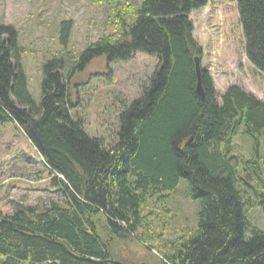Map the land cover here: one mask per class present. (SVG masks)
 Returning <instances> with one entry per match:
<instances>
[{
	"label": "trees",
	"instance_id": "obj_1",
	"mask_svg": "<svg viewBox=\"0 0 264 264\" xmlns=\"http://www.w3.org/2000/svg\"><path fill=\"white\" fill-rule=\"evenodd\" d=\"M237 1L246 57L264 72V0ZM208 2L118 0L116 31L75 59V71L137 53L158 61L140 97L119 115L110 144L90 136L73 114L78 72H64L63 59L45 66L34 98L26 50L15 28L0 23V129L13 122L22 130L62 199L0 211V264H123L113 260V242L133 237L157 251L161 264H264V230L248 218L255 206L264 211V102L238 86L219 95L203 67L204 97L197 93L195 60L202 65L203 48L191 14ZM72 28L71 20L61 23L63 51ZM241 135L253 141L247 158L236 153ZM181 180L188 199L199 202L197 224L161 243L145 210L167 203Z\"/></svg>",
	"mask_w": 264,
	"mask_h": 264
},
{
	"label": "rangeland",
	"instance_id": "obj_2",
	"mask_svg": "<svg viewBox=\"0 0 264 264\" xmlns=\"http://www.w3.org/2000/svg\"><path fill=\"white\" fill-rule=\"evenodd\" d=\"M0 0V23L15 28L19 45L26 51L22 64L31 94L39 101L45 66L66 61L65 70L78 72L73 80V114L81 117L86 132L112 143L119 130V115L138 99L157 67V59L137 53L128 62L108 63L97 59L74 70L75 59L101 36L113 34L117 22L114 8L118 0ZM127 1V0H122ZM194 36L203 48L202 65L214 79L219 95L238 86L264 102V72L256 70L245 54V41L239 23L237 0H209L206 8L192 12ZM71 20L73 28L68 49L62 50L60 26ZM253 141L241 135L235 142L236 153L247 158ZM264 151V146L262 147ZM52 176L36 149L13 122L0 129V211L12 214L14 204L48 205L61 201ZM187 183L181 180L177 192L167 203H150L145 214L159 242L175 240L194 229L199 202L187 197ZM249 220L264 230V211L255 206ZM151 245V244H150ZM113 260L123 264H161L160 254L136 238L116 239Z\"/></svg>",
	"mask_w": 264,
	"mask_h": 264
},
{
	"label": "water",
	"instance_id": "obj_3",
	"mask_svg": "<svg viewBox=\"0 0 264 264\" xmlns=\"http://www.w3.org/2000/svg\"><path fill=\"white\" fill-rule=\"evenodd\" d=\"M195 69H196V76H197V93L201 96L204 97L203 91H202V86H201V64L200 60L197 58L195 60Z\"/></svg>",
	"mask_w": 264,
	"mask_h": 264
}]
</instances>
